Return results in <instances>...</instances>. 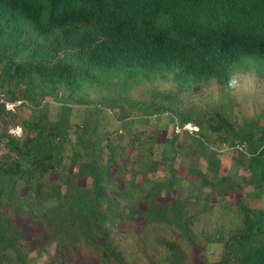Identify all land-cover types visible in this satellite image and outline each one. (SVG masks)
<instances>
[{
  "label": "trees",
  "instance_id": "1",
  "mask_svg": "<svg viewBox=\"0 0 264 264\" xmlns=\"http://www.w3.org/2000/svg\"><path fill=\"white\" fill-rule=\"evenodd\" d=\"M252 69H264V0H0V94L31 110L21 136L0 134V264H264V207L250 202L264 195V114L239 121L230 107L89 100L92 90L126 95L168 79L180 90L211 79L230 89ZM75 97L89 106L73 141L72 107L50 121L45 104ZM106 105L120 138L136 122L154 126L144 152L138 135L130 141L139 152L129 170L124 148L97 132ZM10 114L1 103L0 124ZM175 118L199 131L169 137ZM188 138L197 158L180 176ZM239 141L251 156H231V170L212 144ZM163 167L165 178L153 177ZM213 244L221 247L211 260Z\"/></svg>",
  "mask_w": 264,
  "mask_h": 264
},
{
  "label": "rangeland",
  "instance_id": "2",
  "mask_svg": "<svg viewBox=\"0 0 264 264\" xmlns=\"http://www.w3.org/2000/svg\"><path fill=\"white\" fill-rule=\"evenodd\" d=\"M120 93V94H119ZM124 93L123 90L120 92L117 89L104 90V91H90L89 92V100L93 101L95 99H103L107 98V100L113 98H121L123 99L124 104H126V98L129 102L133 101H144L146 103H160L163 102L164 105H171L179 110H187V109H197L199 111H209L214 108H231V115L241 121L244 117L252 118L258 113L264 114V69H252L247 72L237 73L232 77V86L230 89H227L221 86L215 79H211L208 82L194 84L193 86L180 90V88L176 85V83L168 80H156L154 82H143L138 84L135 87H132L128 93ZM62 94V93H61ZM161 94H170L173 99L171 101H162ZM64 95V94H63ZM126 96V97H125ZM0 98L6 99V95L1 93ZM69 99V98H65ZM46 119L50 121L57 120L62 115V105L71 106L73 109L71 116V129H70V138L74 141L75 130L77 129V123H80L84 116V109L86 106H89L87 103L83 102L80 98H73L70 101L64 102H56L54 100H49L46 102ZM110 106V105H109ZM108 105L104 107V116L101 117L100 123L98 126L97 132H106L107 139L105 141V145L107 143H111L113 146H121L124 148V154L128 162V170L131 167L133 156L136 155L139 151L135 150L131 147L130 141L133 140L135 135L139 136V139L136 141L135 146L139 147L141 152L145 151V145L152 143L151 139L147 140L146 137L152 132L154 129L153 125H146L144 122H136L135 124L128 127L129 132L126 133L123 138H120L119 135L121 131L117 129H122L119 125L120 119L116 117L115 110L110 108ZM128 104H126V107ZM31 110H29L26 106H20L16 108L15 111H12L10 114V124L8 126L0 124V134L4 130H7L8 133L18 135L19 127L22 129L20 123L22 118H29V114ZM41 114V113H36ZM141 116V113H134L131 117L138 118ZM154 118V117H153ZM116 119V120H115ZM154 122V121H153ZM173 123L168 125L167 135L170 137L174 131ZM108 132H110L108 134ZM23 131L21 132V134ZM217 134L211 133V140H217ZM98 137V136H96ZM153 141V140H152ZM213 149L217 150L227 162L228 166L231 170H235L236 165L233 161H230L231 156H237V154L232 152H220L224 148V144L221 145L219 143L212 144ZM168 148V147H167ZM105 152V157L109 154V150L103 149ZM159 153H161V148H157ZM167 150V149H166ZM197 147L194 142H192L189 138L187 139V145L184 152L183 162L185 166H180L179 162L178 167L180 168L178 175L186 176L187 168L186 166L190 164L193 158H197ZM117 160H120V158ZM166 167L160 169L157 173L153 174V177L157 179H164L166 173ZM240 174L242 176L247 177L248 172L246 169H240ZM187 178V177H186ZM189 178V177H188ZM185 187H188L189 184H184ZM242 185H240L241 187ZM252 187L246 186V191H251ZM232 201H235L237 197L230 196ZM218 198L214 196L213 201L217 202ZM251 204L254 206L264 207V195L260 199H251ZM143 226L142 221H138L136 223L126 225L127 228L132 230L140 229ZM220 245L213 244L208 248V256L209 259L214 260L218 257L220 252ZM196 256L195 260L200 262L202 255L199 252V248L195 250ZM76 264H99L97 259L90 258L87 256H80L79 260Z\"/></svg>",
  "mask_w": 264,
  "mask_h": 264
},
{
  "label": "built area",
  "instance_id": "3",
  "mask_svg": "<svg viewBox=\"0 0 264 264\" xmlns=\"http://www.w3.org/2000/svg\"><path fill=\"white\" fill-rule=\"evenodd\" d=\"M4 104L6 110L8 111H15L16 108L20 107V106H28L29 104L26 101H22V100H17V101H10L7 99H3L0 98V104ZM173 127L175 129L176 133H180L183 130H189V132L191 134H194L195 132L199 131V127L195 126L193 123H186V124H181L180 121L175 118V121L173 123ZM22 129L19 127L18 130V135H22L21 134ZM220 152H232L235 153L237 155L239 154H245L247 156H251V153L248 150V144L245 141H239L236 142L234 144H224V148L222 150H219Z\"/></svg>",
  "mask_w": 264,
  "mask_h": 264
}]
</instances>
